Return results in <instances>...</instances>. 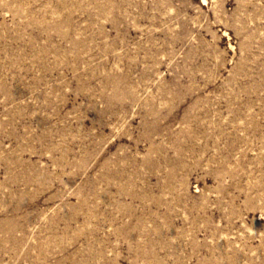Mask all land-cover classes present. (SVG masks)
I'll return each mask as SVG.
<instances>
[{
	"label": "rangeland",
	"instance_id": "rangeland-1",
	"mask_svg": "<svg viewBox=\"0 0 264 264\" xmlns=\"http://www.w3.org/2000/svg\"><path fill=\"white\" fill-rule=\"evenodd\" d=\"M0 264H264V0H0Z\"/></svg>",
	"mask_w": 264,
	"mask_h": 264
}]
</instances>
